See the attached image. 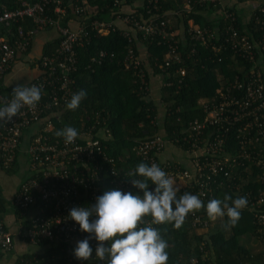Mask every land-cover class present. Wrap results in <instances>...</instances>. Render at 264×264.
Returning a JSON list of instances; mask_svg holds the SVG:
<instances>
[{"label":"built area","instance_id":"1","mask_svg":"<svg viewBox=\"0 0 264 264\" xmlns=\"http://www.w3.org/2000/svg\"><path fill=\"white\" fill-rule=\"evenodd\" d=\"M8 1L13 3L12 8L0 4V24L7 31V36L0 35V93L4 76L13 62L28 52L38 32L54 30L58 38L54 50L48 55H41L37 60L40 73L31 86H42V98L38 105L32 109L22 108L20 115L11 122L0 121V161L5 170H9L15 162L23 132L28 129L33 131L26 151L31 175L21 182L13 198L16 209H33L27 225L23 226L19 234L25 242L54 246L57 252H66L67 264H82L81 261L73 260V248L78 240L86 238L88 234L81 232L79 224L70 218V209L94 204L98 196L113 188L132 191L134 194L137 191L129 182L133 178L127 176L130 170L119 167L117 158L107 153V146L103 141L111 139L112 133L106 125V118L99 111L87 114L80 120L82 128L78 131L79 137L75 143L65 144L63 137L53 134L58 131L54 122L59 121L62 112L68 110L66 102L72 94L79 91L74 86L77 48L89 43L92 33L114 31L119 26L115 20L124 26L119 27L127 39L125 66L132 68L134 81L139 84L138 88L144 95H151L152 85L151 80L147 81L142 61L133 48L138 34L144 39L158 43L163 41L166 44L162 63L154 65L162 72H167L171 65L178 64L174 70L178 85L184 84V77L188 74L185 64L197 54L198 47L209 48L214 58L209 59L218 63L223 61L224 52L230 53L235 61L229 67L236 69L232 79L226 80L220 69H215L219 74L220 85L213 96L198 100L203 116L191 120L182 131V140L188 147L179 148L188 155L191 170L175 161L159 159L165 147L172 144L159 134L137 139L128 157L133 155L149 166L156 163L174 181L183 182L182 187L195 181L198 187L196 195L201 200L212 195L208 182L200 181L205 178V172L215 175L222 168L230 166L231 162L242 166V174L237 179V191L250 184L251 178L255 183L263 184L264 32L256 39H250L247 32L240 29L233 4H229L230 0H183L182 5L178 0L176 6L164 11H161L157 0H147L145 15L139 18L133 15L117 16L110 21L90 19L91 14L87 12H96L97 8L90 6L86 0H82V4H78L77 0H68L66 3L63 0ZM115 2L120 5L125 0ZM195 5L218 7L211 13L213 27H199L192 19L187 20V27H184L183 21L177 20L176 16L183 12L189 13ZM257 5L258 3L246 10L247 17ZM257 10L261 19L256 17V31L264 28L263 0ZM24 21L30 25L24 27ZM178 22L183 27L182 33L177 28ZM15 24L17 26L12 30ZM185 29L187 35L184 33ZM109 55L113 57V53ZM98 56L102 58L107 53L100 50ZM92 61L96 62V59L92 58ZM159 77L161 88L173 84L172 81L166 82L163 75ZM11 99L12 93L0 94V107H4L5 101ZM79 107L83 110L82 101ZM85 112L87 113L86 110ZM90 120L91 124L85 125ZM259 168L262 174H259ZM251 193L245 195L249 197ZM253 195L257 205L263 203L264 186L263 189L258 187ZM208 226L207 220H202L196 212L192 214L193 230L206 229ZM12 242L13 234L7 231L0 218V249L10 250ZM89 242L93 248L92 261L104 264L94 256L97 241L91 239ZM194 262L191 259V263ZM16 264L50 263L37 254H32L28 258H17Z\"/></svg>","mask_w":264,"mask_h":264},{"label":"trees","instance_id":"2","mask_svg":"<svg viewBox=\"0 0 264 264\" xmlns=\"http://www.w3.org/2000/svg\"><path fill=\"white\" fill-rule=\"evenodd\" d=\"M81 1L77 0L78 4H82ZM157 1L161 6V11H164L176 6V1L178 0ZM63 2L66 3L68 0H63ZM86 2L90 6L97 8L96 12H87L91 14H88L90 19L110 21L117 16L133 15L139 18L146 14L147 0H125V3L121 2L120 5L116 4L115 0H86ZM249 2L258 3V7L250 16L248 14L247 17L246 14L248 12H244L242 8L238 9L237 5ZM261 2L262 0L229 1V4H233L240 29L245 30L250 39H256L264 32L262 27L257 29V31L255 30V26H257L256 17L261 19V15L259 17L257 10ZM0 4H3L6 8H12L13 6V3L8 0H0ZM149 8H152V6ZM216 8L218 7L195 5L189 13L183 12L176 17L177 20L183 21L184 27H187V20L189 19H192L194 24L199 27H213L214 20L208 16ZM129 11L130 13H128ZM22 25L25 27L30 24L24 21ZM16 26L17 24L12 26L11 29L15 30ZM121 32L122 28L117 26L114 31L110 30L105 34L92 33L89 43L77 48V71L74 74V86L77 90H85L87 93L86 98L82 100L85 109L83 108L82 110L79 107L75 111L67 110L62 121H55L54 126L56 130L65 126H72L79 131L82 128L80 120H83L87 114L99 111L106 118V125L112 133L111 139L103 141V144L107 146V153L117 158L119 167L127 171H133L139 163L143 162L139 158L133 157V155L128 157L137 139L152 134H159L163 138L169 139L175 146L186 149L188 146L182 140V131L191 120L203 116L202 111L198 107V100L213 96L220 85L219 74L215 69H220L225 80L232 79L236 74V69L232 70L233 68L229 67L230 65L233 66L235 61L230 57V53L224 52L222 54L223 61L218 63L216 60L211 61L209 59V57L214 59L212 57L213 52L209 48L198 47L197 54L188 59L185 64L188 74L184 77V84L178 85L177 76L174 74V70L179 66L178 64L171 65L167 72H162L161 69L154 65L162 63L166 44L163 41L158 43L155 40L144 39L138 34V39L133 48L135 54L142 61L147 81L151 80L150 72L146 61L139 56V45L145 47L144 53L152 74L155 76L163 75L165 81L173 82L171 86L161 88L163 92L161 102L164 106V114H162V123L159 124L158 106L149 96L140 92L139 84L134 81L135 77L132 68L125 66L127 39ZM184 33L187 35V29H185ZM0 35L7 36L6 28L2 24H0ZM57 44L58 38L45 43L41 55L50 54ZM100 50L105 51L107 56L100 58L98 56ZM111 53H113V57H110L109 54ZM92 58H95L96 62L92 61ZM239 63L242 64L241 61ZM90 122L91 120L85 125ZM184 168L191 170L187 167ZM239 174H242V166H239L237 162H231L230 166L222 168L215 175L205 172V178L200 180H206L212 188V195L202 200L205 209L196 212L202 220L208 221L207 232L202 234L195 233L191 227L192 214L186 217L185 223L180 229H175L171 223L153 225V227L158 228L162 237L168 243L166 249L169 255L168 264H192L191 259L195 260L194 264H264V253L262 251L252 253L246 246L247 238L249 237L245 236L246 234H251L256 241L264 244V227H262L264 225V202L257 205L255 195H253L258 187L263 189L264 182L263 184H258L251 178L250 184L244 186V188L241 187L237 191L236 184L239 181L237 180ZM259 174H262L260 168ZM194 179L195 177H193ZM150 188H154V186L150 185ZM197 189L196 182L193 181L191 184L182 187L178 196L184 192L196 195ZM246 193L251 194L247 197ZM225 195H229L233 199L245 196L248 200V206L242 211L241 219L235 226L226 229L224 224L217 222L216 226L213 227L214 222L208 218L206 213V204L211 199H223ZM252 203L254 204L252 205ZM4 206L5 201L0 195V215L5 209ZM147 219L150 221L151 217ZM23 224V226H26L27 221H24ZM242 238L244 243L241 242ZM0 252L3 251L0 249ZM54 253L56 254L55 249L50 247L44 253L37 255L49 261L50 264H67L68 256L65 251L58 252L57 259L53 261L50 257ZM31 255L25 254L23 256L28 258ZM72 258L75 262L81 261L82 264H99L97 261L92 260H77L74 254H72Z\"/></svg>","mask_w":264,"mask_h":264},{"label":"clouds","instance_id":"3","mask_svg":"<svg viewBox=\"0 0 264 264\" xmlns=\"http://www.w3.org/2000/svg\"><path fill=\"white\" fill-rule=\"evenodd\" d=\"M86 96L85 90L72 94L66 108L75 111ZM41 98L42 86L17 85L12 89V99L0 107V121H13L22 108H35ZM55 135L63 137L65 144H72L79 132L65 126ZM127 176L133 177L129 182L137 190L135 194L113 188L98 196L94 204L70 209V218L79 224L81 232L88 234L76 242L73 254L77 260L93 259L89 241L94 239L97 241L94 256L104 264H168V243L153 225L171 223L180 229L189 214L205 209L197 195L184 192L178 196L179 186L156 163L149 166L141 162ZM150 185L154 188L150 189ZM247 206V197L233 199L225 195L223 199L209 200L206 213L211 221L224 222L227 229L238 223Z\"/></svg>","mask_w":264,"mask_h":264},{"label":"crops","instance_id":"4","mask_svg":"<svg viewBox=\"0 0 264 264\" xmlns=\"http://www.w3.org/2000/svg\"><path fill=\"white\" fill-rule=\"evenodd\" d=\"M179 2L181 3V5L183 4V0H179ZM255 4V2L238 4L237 8H242L244 11H246L248 8L250 10ZM208 17L212 18L211 15ZM115 23L120 27L123 26L122 23L118 20H115ZM177 28L180 33L183 32V27L179 22L177 24ZM55 38L56 32L54 30L40 31L35 35L28 52L20 55L13 62L9 72L4 76L2 80V89L0 94L7 95L12 93V89L17 85L27 87L31 86V83L40 73V70L36 64L38 58L41 56L43 45ZM144 48L145 47H143L142 45L138 46V49L140 51L139 56L144 61H146L147 68L150 72L149 74L151 77L152 90L150 93L151 95L149 97L154 100V102L158 106V122L159 124H161L163 120L162 114H164V106L161 102V97L163 96V92L161 91L160 87L161 78L152 74L150 65L146 58V54L144 53ZM64 114L65 112H62V115L59 118V122L62 121ZM32 133V129H28L23 132V135L20 140V146L16 151L15 162L9 170L3 169L0 161V195L5 201V209L3 212H1L0 216L7 231L13 234V242L11 249L8 251L0 252V264H16L17 258L22 257L25 254H41L44 253L46 249L50 247L52 249H55L54 246L47 244H30L28 242H25L21 238L19 234L24 228L23 222L27 221L29 216L33 214V209L29 208L27 210H18L16 209V207L13 206V198L17 192L19 185L31 175L30 164L26 151L28 147L29 138ZM159 159L163 161H175L189 169L192 168L190 159L186 152L180 149L179 147L175 146L174 144H168L165 149L160 153ZM15 173H18L20 177L15 176ZM175 182L180 189L184 185V183L181 181ZM217 222H220L219 224H224V222L217 220L213 223V227L216 226ZM194 231L197 234H202L204 232H207L208 230L199 228ZM245 236L249 237L247 238L246 246H248L247 248L252 253H259V251H262L264 253V244L262 242L256 241L251 234H246ZM251 246L252 248H250ZM57 255L58 252L56 251V254L54 253L53 256L50 257V259L53 261L56 260Z\"/></svg>","mask_w":264,"mask_h":264},{"label":"rangeland","instance_id":"5","mask_svg":"<svg viewBox=\"0 0 264 264\" xmlns=\"http://www.w3.org/2000/svg\"><path fill=\"white\" fill-rule=\"evenodd\" d=\"M15 176L20 177V176L18 175V173H15ZM241 242L244 243V239H243V238L241 239ZM250 248H252V246H251Z\"/></svg>","mask_w":264,"mask_h":264}]
</instances>
